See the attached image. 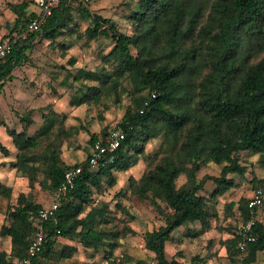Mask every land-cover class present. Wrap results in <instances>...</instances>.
I'll return each instance as SVG.
<instances>
[{
	"label": "trees",
	"instance_id": "1",
	"mask_svg": "<svg viewBox=\"0 0 264 264\" xmlns=\"http://www.w3.org/2000/svg\"><path fill=\"white\" fill-rule=\"evenodd\" d=\"M78 1L74 5L71 0H58L39 29L32 31L27 25L38 17V10L27 12L28 1L12 5L13 25L6 37L0 38L11 45L0 58V93L14 79L13 70L24 62L36 41L56 42L59 35H69L85 23L77 36L84 42L99 35L110 38L113 44L102 58L113 67L79 69L73 74L75 80H85L74 103L97 101L102 93H109L122 79H128L133 104L115 125L124 130L125 138L114 161L98 168L89 166L88 156L94 140L108 129L101 135H90L89 151L83 160L62 166L53 148L39 158L28 152L39 144L41 131L30 135L25 129L6 128L16 147L15 158L8 165L26 177L31 188L38 183L53 191L65 168L82 167L74 187L60 202L57 223H43L44 243L34 264H46L51 255L70 258L78 245L101 251L107 264H119L113 252L126 230L131 229L125 225V230L117 229L109 202L95 203L94 194L105 186L112 187L116 183L113 172L135 165L145 143L163 129L169 147L155 153L157 161L139 178L129 177L127 181L132 194L148 199L162 218V224L143 236L146 249L154 257L150 264H182L165 252L172 232L195 223L200 229H193L192 235L208 230L217 216V198L237 185L234 175L243 177L248 171L239 154L245 151L264 156V0H136V7L126 16L131 33L120 31L110 17ZM0 152L5 157L10 154L1 141ZM208 162L222 164L219 173L199 177L198 172ZM181 174L185 181L177 186ZM207 180L214 184L208 193ZM254 182L256 188L264 187V179ZM0 196L8 199L0 225V264H17L39 224L36 212L43 204L34 200L31 191L19 193L11 202L12 188L2 181ZM250 198L231 200L225 207L228 211L236 207L240 220H247L258 212L248 207ZM115 206L126 213L121 204ZM254 232L257 242L242 252L236 247L240 235L233 226L231 236L223 241L231 264H236L239 255L242 264L257 261L264 251V222L257 216ZM60 236L75 243L56 248ZM130 259L127 255L122 264Z\"/></svg>",
	"mask_w": 264,
	"mask_h": 264
},
{
	"label": "rangeland",
	"instance_id": "2",
	"mask_svg": "<svg viewBox=\"0 0 264 264\" xmlns=\"http://www.w3.org/2000/svg\"><path fill=\"white\" fill-rule=\"evenodd\" d=\"M22 1L29 2L27 12L38 10L33 0H0V38L6 37L13 25L15 13L12 5ZM135 1L84 0L81 3L93 12L110 17L120 31L131 33L133 29L126 16L136 7ZM71 2L77 5L80 1ZM84 26L85 23L69 35H59L53 43L47 39L36 41L27 51L24 62L13 70L14 79L8 81L0 93V141L10 150L7 157L0 152V162L5 161V165H0V181L11 186V202H15L19 193L31 191L34 200L44 205L51 201L52 191L42 188L38 183L31 188L28 179L8 165L15 158L16 147L5 127L25 129L30 135L39 129V144L28 152L39 158L53 148L59 163L66 166L83 160L89 151L90 135L93 132L101 135L103 131L115 126L126 108L133 104L134 93L128 79H122L109 93H102L97 101L74 103L81 95L80 87L84 89L82 84L85 80H75L73 74L79 69L100 70L105 67L111 70L113 67L102 58L111 48L112 40L99 35L94 40L84 42V38L77 36ZM70 60L73 63H69ZM92 83L86 81V84ZM169 145V138L163 129L145 143L144 152L135 165L126 171L113 172L116 183L112 187L105 186L102 191L94 194L95 203L101 200L109 202L115 214L114 225L117 229L121 230L124 225L131 229L126 230V235L120 239V245L113 252L119 264L124 262L123 258L127 255L132 259L126 264L138 260L141 261L139 264H150L153 261V253L146 249L143 236L147 230L162 224V218L148 199L132 194L127 180L129 177L139 178L157 161L155 153L167 149ZM239 157L241 164L248 166V171L243 177L234 175L237 185L217 198V216L212 218L211 227L197 235L191 232L200 229L199 223L176 228L172 232L171 241L167 243V257L177 258L182 264H231L223 241L231 236L233 226L239 222L240 216L236 207L228 211L225 205L240 197L250 198L256 189L254 179H264V156L243 151ZM221 166L208 162L202 166L198 176L202 177L205 173L218 174ZM184 181L185 176L181 174L176 185ZM213 187L212 181L207 180L206 192ZM7 203L8 199L0 196V225ZM116 203L125 207L126 213L117 209ZM256 216L264 222V207L258 210ZM64 243L69 242L62 236L58 237L56 248ZM78 246V251L72 257L61 260L51 255L46 264H107L101 251L92 252L91 249ZM241 259L239 255L236 264H242ZM253 264H264V251L258 254Z\"/></svg>",
	"mask_w": 264,
	"mask_h": 264
},
{
	"label": "built area",
	"instance_id": "3",
	"mask_svg": "<svg viewBox=\"0 0 264 264\" xmlns=\"http://www.w3.org/2000/svg\"><path fill=\"white\" fill-rule=\"evenodd\" d=\"M84 1V0H81ZM38 8V17L33 18L27 25V30H37L41 26L45 18L51 13L52 8L58 0H35ZM11 48L7 40H0V58L5 55ZM125 138V132L120 126L109 128L106 133L94 140L88 156V164L91 168H98L113 162L116 151ZM82 171L80 165L65 168L56 188L52 191L51 201L41 205L36 212L39 224L31 234L25 254L17 260V264H34V257L41 251L44 243V226L43 223L51 221L57 223L58 208L65 193L72 189L76 179ZM248 207L255 211L264 207V187L256 188L249 199ZM247 225V230H246ZM256 226V216L253 215L249 219L240 220L235 225V232L240 235L236 242V247L247 252L249 246L256 243L258 237L254 232ZM59 233V229H56Z\"/></svg>",
	"mask_w": 264,
	"mask_h": 264
},
{
	"label": "crops",
	"instance_id": "4",
	"mask_svg": "<svg viewBox=\"0 0 264 264\" xmlns=\"http://www.w3.org/2000/svg\"><path fill=\"white\" fill-rule=\"evenodd\" d=\"M34 12H35V11H34ZM6 84H7V83H6ZM6 84L4 85V87L6 86ZM4 87H3V90H4ZM6 128H7V127H5V130H6ZM38 130H39V129H38ZM38 130H37V131H38ZM11 141H12V139H11ZM14 170H15V169H14ZM66 240L69 242V244H74V243H70V242H72V241L74 242V240H69V239H67V238H66ZM168 241H171V240H168ZM168 241L165 243V252H167V243H168ZM166 254H167V253H166ZM60 259H61V260H66L67 258H60Z\"/></svg>",
	"mask_w": 264,
	"mask_h": 264
}]
</instances>
